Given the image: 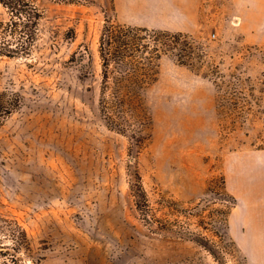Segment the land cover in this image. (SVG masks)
<instances>
[{"label": "rangeland", "instance_id": "1", "mask_svg": "<svg viewBox=\"0 0 264 264\" xmlns=\"http://www.w3.org/2000/svg\"><path fill=\"white\" fill-rule=\"evenodd\" d=\"M22 1L35 22L0 1V264L257 263L226 161L264 147V0ZM107 20L192 53L126 133L99 106Z\"/></svg>", "mask_w": 264, "mask_h": 264}, {"label": "trees", "instance_id": "2", "mask_svg": "<svg viewBox=\"0 0 264 264\" xmlns=\"http://www.w3.org/2000/svg\"><path fill=\"white\" fill-rule=\"evenodd\" d=\"M0 1L12 10L16 18H25L31 23L37 19V9L28 2ZM183 37L180 33L127 26L116 20H107L100 40L103 81L99 106L110 127L126 133L123 125L128 123V116L145 124L148 118L145 95L158 79V62L162 56L173 55L181 64L192 61L189 47L181 43ZM227 197L230 204L237 203L234 197ZM230 210L226 213L227 223Z\"/></svg>", "mask_w": 264, "mask_h": 264}, {"label": "crops", "instance_id": "3", "mask_svg": "<svg viewBox=\"0 0 264 264\" xmlns=\"http://www.w3.org/2000/svg\"><path fill=\"white\" fill-rule=\"evenodd\" d=\"M228 160V186L245 213L241 218L240 229L232 220L231 231L240 248L254 257L258 251L256 256L259 255L260 258L258 262L256 257L254 260L258 264H264V259L260 256L262 253L264 256V149L238 153Z\"/></svg>", "mask_w": 264, "mask_h": 264}, {"label": "bare ground", "instance_id": "4", "mask_svg": "<svg viewBox=\"0 0 264 264\" xmlns=\"http://www.w3.org/2000/svg\"><path fill=\"white\" fill-rule=\"evenodd\" d=\"M252 214H253V213H252ZM250 215H251V213H250ZM250 215H249V216H250ZM252 217H254V216H252ZM260 217H261V216H260ZM233 220H234V219H233ZM260 240H261V239H260ZM260 242H261V241H260ZM260 242H259V243H260ZM250 244H251V243H250ZM257 244H258V241H257ZM257 252H258V251H257ZM257 252H256V254H257ZM256 254H255V257L257 258V259H256V261H257L258 258H260V257H259V255H258V257H257ZM261 255H262V256H261ZM260 256L262 257V259H264V258H263V257H264V256H263V253L260 254ZM254 259H255V258H254ZM256 261H255V262H256ZM261 261H263V260H261ZM257 262H258V261H257ZM259 263H260V262H259ZM263 263H264V262H263ZM255 264H257V263H255Z\"/></svg>", "mask_w": 264, "mask_h": 264}]
</instances>
